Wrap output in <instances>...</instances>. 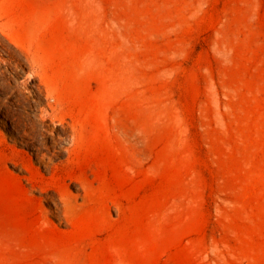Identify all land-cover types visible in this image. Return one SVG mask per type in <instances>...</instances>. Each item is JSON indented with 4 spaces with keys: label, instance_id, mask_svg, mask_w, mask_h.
Here are the masks:
<instances>
[{
    "label": "rangeland",
    "instance_id": "1",
    "mask_svg": "<svg viewBox=\"0 0 264 264\" xmlns=\"http://www.w3.org/2000/svg\"><path fill=\"white\" fill-rule=\"evenodd\" d=\"M0 264H264V0H0Z\"/></svg>",
    "mask_w": 264,
    "mask_h": 264
},
{
    "label": "bare ground",
    "instance_id": "2",
    "mask_svg": "<svg viewBox=\"0 0 264 264\" xmlns=\"http://www.w3.org/2000/svg\"><path fill=\"white\" fill-rule=\"evenodd\" d=\"M46 112H47V115L46 116H48L49 118H51V117H53V115H54V106L51 104V103H49L48 104V106H47V108H46ZM46 114V113H45ZM45 118V117H44ZM25 128V127H24ZM41 153V152H40ZM43 159L44 158H50V156L49 155H47V154H45V153H42V156H41ZM49 170H52V167L51 168H49Z\"/></svg>",
    "mask_w": 264,
    "mask_h": 264
}]
</instances>
